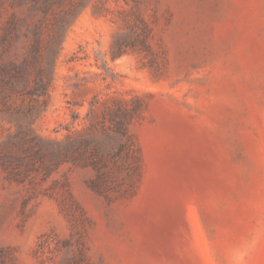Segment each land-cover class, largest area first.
Masks as SVG:
<instances>
[{
	"label": "rangeland",
	"instance_id": "1",
	"mask_svg": "<svg viewBox=\"0 0 264 264\" xmlns=\"http://www.w3.org/2000/svg\"><path fill=\"white\" fill-rule=\"evenodd\" d=\"M0 264H264V0H0ZM50 58H48L49 54Z\"/></svg>",
	"mask_w": 264,
	"mask_h": 264
},
{
	"label": "trees",
	"instance_id": "2",
	"mask_svg": "<svg viewBox=\"0 0 264 264\" xmlns=\"http://www.w3.org/2000/svg\"><path fill=\"white\" fill-rule=\"evenodd\" d=\"M36 1V0H33ZM35 42L32 44L30 53L24 60H5L4 54L12 44V39L17 36L9 37L6 35L0 42V89H12L14 91L45 95L47 92L46 83L43 76L48 67H41L39 59L42 56L40 51L39 38L37 37L36 30ZM8 47V48H7ZM51 53L48 58H50Z\"/></svg>",
	"mask_w": 264,
	"mask_h": 264
}]
</instances>
